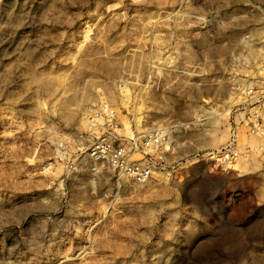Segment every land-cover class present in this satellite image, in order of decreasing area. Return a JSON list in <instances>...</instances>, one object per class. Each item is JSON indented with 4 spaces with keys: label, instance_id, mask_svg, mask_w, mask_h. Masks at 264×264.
<instances>
[{
    "label": "rangeland",
    "instance_id": "obj_1",
    "mask_svg": "<svg viewBox=\"0 0 264 264\" xmlns=\"http://www.w3.org/2000/svg\"><path fill=\"white\" fill-rule=\"evenodd\" d=\"M263 49L264 0H0V264H264V136L244 103ZM98 103L165 129L167 171L79 163Z\"/></svg>",
    "mask_w": 264,
    "mask_h": 264
},
{
    "label": "built area",
    "instance_id": "obj_2",
    "mask_svg": "<svg viewBox=\"0 0 264 264\" xmlns=\"http://www.w3.org/2000/svg\"><path fill=\"white\" fill-rule=\"evenodd\" d=\"M261 57L264 64V49ZM244 99L249 132L264 136V88L246 89ZM82 121L86 131L74 137L73 146L77 150L76 160L92 171L104 170L116 178L142 184L170 167L171 151L167 149L170 139L165 129H141L133 124L126 134L118 112L107 103L88 106L82 113ZM59 147L62 149V144ZM219 156L228 162L239 153L231 147Z\"/></svg>",
    "mask_w": 264,
    "mask_h": 264
},
{
    "label": "bare ground",
    "instance_id": "obj_3",
    "mask_svg": "<svg viewBox=\"0 0 264 264\" xmlns=\"http://www.w3.org/2000/svg\"><path fill=\"white\" fill-rule=\"evenodd\" d=\"M225 112V114H228V110H226V111H224ZM121 122H122V124H123V128H124V131L127 133V134H129V128H130V122L126 119V118H122L121 119ZM139 119H136L135 118V124L137 123V125L139 124ZM167 149L169 150V151H171V149H170V147L167 145ZM239 157V156H238ZM238 157H236V158H238ZM235 158V159H236ZM241 158V157H240ZM241 160V159H240ZM239 159H238V161H240ZM208 161H213V158H209L208 159ZM227 165L229 166L230 165V163H227ZM232 167V166H231ZM228 170V168H223L221 171L222 172H224L223 174L222 173H218L217 174V179H224V178H226V174H225V171H227ZM232 170H234V168L232 169ZM25 211V210H24ZM43 211V210H42ZM28 213V212H27ZM31 214V213H30ZM25 218V217H24ZM40 222V221H39ZM48 252V251H47ZM56 261V260H55ZM54 261V262H55ZM48 263V262H47Z\"/></svg>",
    "mask_w": 264,
    "mask_h": 264
}]
</instances>
